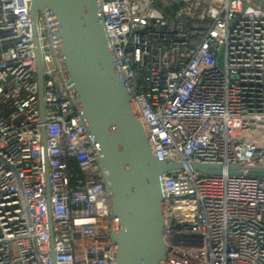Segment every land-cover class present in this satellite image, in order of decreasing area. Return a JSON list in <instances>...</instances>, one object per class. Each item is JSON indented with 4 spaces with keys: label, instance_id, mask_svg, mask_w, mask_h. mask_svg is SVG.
Listing matches in <instances>:
<instances>
[{
    "label": "built area",
    "instance_id": "built-area-1",
    "mask_svg": "<svg viewBox=\"0 0 264 264\" xmlns=\"http://www.w3.org/2000/svg\"><path fill=\"white\" fill-rule=\"evenodd\" d=\"M31 2L0 0V264H114L118 219L47 12L41 107ZM98 4L154 155L184 165L163 177L161 264H264V0Z\"/></svg>",
    "mask_w": 264,
    "mask_h": 264
},
{
    "label": "water",
    "instance_id": "water-1",
    "mask_svg": "<svg viewBox=\"0 0 264 264\" xmlns=\"http://www.w3.org/2000/svg\"><path fill=\"white\" fill-rule=\"evenodd\" d=\"M30 12L41 107L44 77L37 15L47 12L52 25L48 37L56 45L59 61L99 151V167L111 195L112 214L118 219V230L113 234L117 246L114 264H161L167 256L163 177L184 165L160 162L154 155L133 109L131 90L117 70L98 0H32ZM42 133L45 145V128ZM190 166L203 174H221L225 169L233 173L236 169L196 163Z\"/></svg>",
    "mask_w": 264,
    "mask_h": 264
}]
</instances>
